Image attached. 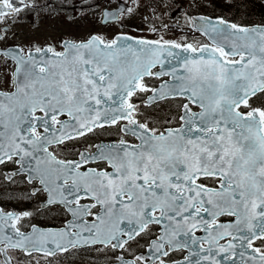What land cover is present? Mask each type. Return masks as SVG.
Returning <instances> with one entry per match:
<instances>
[{"label":"snow or ice","instance_id":"obj_1","mask_svg":"<svg viewBox=\"0 0 264 264\" xmlns=\"http://www.w3.org/2000/svg\"><path fill=\"white\" fill-rule=\"evenodd\" d=\"M227 6L0 0V264H264V0ZM42 13L156 35L9 42Z\"/></svg>","mask_w":264,"mask_h":264},{"label":"rangeland","instance_id":"obj_2","mask_svg":"<svg viewBox=\"0 0 264 264\" xmlns=\"http://www.w3.org/2000/svg\"><path fill=\"white\" fill-rule=\"evenodd\" d=\"M181 4L187 7L193 0H179ZM210 0H195L197 3H207ZM226 0H224L225 2ZM147 2V0H146ZM173 3H177L176 0H173ZM141 15L148 16L149 13L147 10L142 9ZM141 15H137L132 20L128 21L136 24V26L140 28H147V24H145L141 20ZM177 15V14H176ZM179 17V16H178ZM60 19H53L52 21H47L41 24V26L37 29H30L28 26L24 27L23 37L27 42L30 40H36L37 42H53L58 40V36L60 35L61 30H66L65 34L74 36L76 38H80L86 36L90 31H103L105 33H112L114 31H125L128 28L120 29L117 25H102L99 22V18L96 14H85L82 18L77 17L72 21H66V18L63 16L59 17ZM55 20V21H54ZM65 21V22H64ZM165 23H169V30L165 33L166 38H177L179 36L187 35L191 39H195L199 37L198 33H192L190 30L185 32H181L179 27H172L177 23V19L165 20ZM180 24H183V20H179ZM159 27V25H157ZM56 30V31H55ZM151 36H155V33L151 32H143ZM61 37V36H60ZM43 264V262H42ZM63 264H71V260L64 261Z\"/></svg>","mask_w":264,"mask_h":264},{"label":"flooded vegetation","instance_id":"obj_3","mask_svg":"<svg viewBox=\"0 0 264 264\" xmlns=\"http://www.w3.org/2000/svg\"><path fill=\"white\" fill-rule=\"evenodd\" d=\"M78 2V0H77ZM42 16V19L40 20L39 23H44V22H47V21H52V19H60L59 17H54V16H51V15H44L43 13L41 14ZM29 27L30 29L33 27L32 26V23H31V17H27L25 19L24 22L22 23H19L17 25L14 26L13 28V32L16 33L15 36H10V40L9 42L10 43H22V44H27L28 42L25 40V38L23 37V35H25V32L24 31V27ZM67 31L66 30H61L60 31V34L64 35V33H66ZM0 203H3V201H0ZM9 207H14V208H22V207H29L30 205L26 202H17V201H11L9 202L8 204Z\"/></svg>","mask_w":264,"mask_h":264},{"label":"trees","instance_id":"obj_4","mask_svg":"<svg viewBox=\"0 0 264 264\" xmlns=\"http://www.w3.org/2000/svg\"><path fill=\"white\" fill-rule=\"evenodd\" d=\"M225 6L222 7V9H220V11H223L224 13L226 14H231V15H234L237 19H240L241 16L244 14L242 10H237V9H234V8H231V7H228V3L224 4ZM222 6V5H221ZM217 10V9H216ZM210 12L213 11V9H209ZM219 11V13H220ZM218 13V11H217ZM259 15V12L258 10L255 12V14L253 16H250L249 19H255L256 16Z\"/></svg>","mask_w":264,"mask_h":264}]
</instances>
